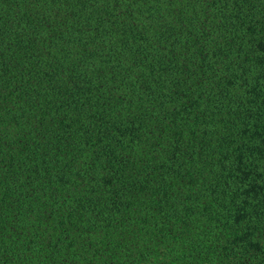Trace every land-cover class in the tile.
Listing matches in <instances>:
<instances>
[{
  "label": "trees",
  "instance_id": "trees-1",
  "mask_svg": "<svg viewBox=\"0 0 264 264\" xmlns=\"http://www.w3.org/2000/svg\"><path fill=\"white\" fill-rule=\"evenodd\" d=\"M0 264H264V0H0Z\"/></svg>",
  "mask_w": 264,
  "mask_h": 264
}]
</instances>
